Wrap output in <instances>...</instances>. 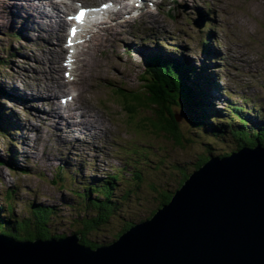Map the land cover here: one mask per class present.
<instances>
[{
	"label": "rangeland",
	"instance_id": "rangeland-1",
	"mask_svg": "<svg viewBox=\"0 0 264 264\" xmlns=\"http://www.w3.org/2000/svg\"><path fill=\"white\" fill-rule=\"evenodd\" d=\"M9 1L0 0V58L8 60L6 64L0 65V86L11 93L5 95L0 89V112L9 116L14 123L13 134L5 136L0 132L2 222L11 220L12 223H23L29 220L34 224L35 211L42 208L50 213L45 226L48 234L63 237L78 232L82 228V220L90 219L95 212L92 208L88 210V202L82 199L84 189L77 186L101 184L106 175L123 168L125 180L121 188L115 191L114 201H111L114 209H117L115 199L121 200L119 210L112 214L113 217L107 224L89 235L96 244H108L118 237L124 226L148 218L153 213L152 210L157 208L161 199L150 192L151 184L155 182L158 190L163 193L175 191L179 188V182L183 181V174L189 176L197 164L211 153L214 156H225L237 150L238 146L231 140L234 138L232 134L229 133L224 141L213 136L211 129L219 126L223 120L231 122L230 128L240 126L232 121L233 111H230L234 107L233 103L245 105L244 100L243 103L237 102L240 98L238 95L250 97L247 103L250 105L251 118H254L243 128H252L259 120L264 122V0H158L145 5L141 21L137 20L139 25L151 27L157 22L160 27H153L151 30L147 28L141 32H149L148 35L157 38L163 45L164 53H169L175 42L178 48L176 56H184L185 62L187 58L194 66H200L199 69L204 65L206 70L210 69L207 72L203 68L202 74L197 72L196 76L192 73L193 82L207 95L209 93L205 102V94L200 98L199 104L207 106L206 111L202 112L205 117L202 128L196 129L191 125L194 113L189 114L182 99H178L177 106L170 109L179 123L180 140L176 141L158 132L151 124L150 128L145 127L144 120L155 118L152 109L143 106L131 112L125 109V103L117 92L118 89L144 90V81L138 75H145L144 57L156 50L148 51V48H155L154 41L157 40L149 39L142 44L139 32L136 31H131L130 34L127 32V36V26L130 30L137 21L133 24L124 21L118 28L119 19H116L117 22L114 19L116 29L113 30H102L104 24L101 21L106 20L105 18L90 25L96 28L97 33L88 34L93 36L89 44L96 48L94 57L105 68L89 78L95 79L97 83L93 101L89 100L88 93L82 91V95L85 102L95 107V114L114 129L113 139L111 138L114 149L111 150L109 146L108 129L102 124L101 130L104 132L97 134L104 139L99 140L95 152L90 151L91 147L84 143L75 145L69 140L55 138L52 130L41 132L45 127L42 114L46 98L41 104H37L36 98L31 99L29 104L21 101L24 84L34 81L39 67L47 62L43 54L48 47L41 36L32 35L30 30H23L24 34L20 38L11 36L10 10L4 4L10 3ZM74 4L77 7L72 13H76L81 6L87 7L86 0H76ZM209 22L212 23L210 27L215 36L211 47L217 53L213 57H207L200 42L202 32ZM22 28L24 27L18 24L15 29ZM116 30L121 34L119 32L120 35H117ZM123 30L127 37L122 35ZM126 38H130L131 43ZM36 47L41 49L38 53L33 52ZM207 73L215 77L220 90L226 88V92L229 90L235 95L227 96L219 91V97L216 92L215 97L212 92L214 98L210 100L211 87L209 84L207 88L208 83L204 79ZM190 83L186 84L185 81L188 87ZM87 85L83 84L82 90ZM254 102L256 104L251 108ZM209 114L211 118H207ZM32 122L40 124V129L37 125L30 126ZM241 130L244 129L237 131ZM38 131L43 134V139L35 141ZM80 134L86 135L82 131ZM88 137L92 138L90 135ZM105 143H108L107 146H104ZM37 159L41 161L39 165L34 163ZM25 166H31L28 173L24 172ZM59 167H63L66 174L75 176L77 181L66 179L53 182L55 170ZM42 172L45 178L40 177ZM57 178H60L59 175ZM105 197L107 195L98 191L91 195L90 201L100 204L105 201ZM11 202L12 213L9 210Z\"/></svg>",
	"mask_w": 264,
	"mask_h": 264
},
{
	"label": "water",
	"instance_id": "water-1",
	"mask_svg": "<svg viewBox=\"0 0 264 264\" xmlns=\"http://www.w3.org/2000/svg\"><path fill=\"white\" fill-rule=\"evenodd\" d=\"M239 147L210 155L151 218L109 244L0 233V264H264V146Z\"/></svg>",
	"mask_w": 264,
	"mask_h": 264
},
{
	"label": "bare ground",
	"instance_id": "bare-ground-1",
	"mask_svg": "<svg viewBox=\"0 0 264 264\" xmlns=\"http://www.w3.org/2000/svg\"><path fill=\"white\" fill-rule=\"evenodd\" d=\"M9 2L8 4L4 3L10 10L11 19L9 21L11 23L9 24V28L15 29L18 24H21L24 28H22V30L17 29L19 32L22 31L24 34L23 30H30L32 35L41 36L48 47L47 51L43 54L47 60L46 64L39 67L40 70L34 78V81L24 84V91L21 97V101L24 104L31 103V99L35 98L37 104H41V101L46 98L47 102L42 114V121L45 127L41 132L52 130V134L55 138H60L62 141L69 140L71 144L75 145L85 143L86 146L91 147L90 151L95 152L94 149L98 145L99 140H101L100 134L97 133L104 132V130H101V125L105 124V128L108 129L110 136L109 146L111 150L114 149V145H111V138L114 135L113 127H110L104 119L101 120L100 116L95 114V107L85 102L82 95V91L88 93L90 95L89 100L93 101L95 97L94 88L97 83L95 79L90 80L89 78L93 76L94 73L97 75L101 69L105 68L95 59L94 54L97 53L96 48L89 44L93 36H89L88 34L90 32L94 34L97 33V30H95L96 28L90 25L95 24L97 21L100 22L102 18L106 19L101 21V23L104 24L101 27L102 30L116 29V23L113 21L114 19L115 21L119 19L118 28L122 26V22L124 21H128L131 24L137 20L140 22L142 19L140 18L142 10L145 9V1H128V3L131 4L128 6L125 0H86L87 7L82 8L86 9L88 15L87 21L83 25H80L81 23L77 21L71 24L73 30L77 33L76 37L71 36V28L69 29V22H67L65 18V13L73 11L76 0H10ZM94 6H99L101 12H95L96 8ZM61 7L64 9H61ZM112 13H115V17L112 16ZM69 15L72 16L71 14ZM119 15L122 17L120 18ZM151 26L158 27L160 25L155 22V24ZM127 29L128 31H126L125 34H127V32L130 34L131 29L129 30L128 26ZM83 32L86 34L84 35ZM119 32V30H116L117 35L121 34V32L120 34ZM123 32L124 30L122 31V35L126 36ZM101 34L103 35L102 32ZM64 35L65 37H63ZM66 35L68 37H66ZM213 37L215 38L214 35ZM126 41L131 43L130 38H126ZM40 50L41 49L38 50L36 47L33 52L38 53ZM144 58L146 59V57ZM188 62L186 58V62L183 60L182 66L186 65ZM47 65H49V67ZM106 65H108L107 62ZM77 84H80V86ZM83 84L84 86L86 84L88 85L86 88L83 87L82 90ZM208 86L209 84L207 88ZM210 87V100H213L214 96L212 94L214 93L215 97L217 95L213 90L212 82ZM208 96L209 93L207 98H209ZM59 101H61V103H59ZM237 102L242 103L240 99H237ZM31 125H37L40 129V124L38 125L32 122L30 126ZM65 130H68L69 133ZM80 131L86 135H81ZM41 132L38 131L36 133L35 141L43 139V134ZM89 135L92 136V138L88 137ZM106 144L108 143H105L104 146H107ZM239 148L238 146L237 152ZM40 163L41 161L37 159V164L39 165ZM185 179L179 184V188L184 184L183 182ZM172 192L174 193V191ZM158 208H156L153 214L157 212ZM151 216L149 218H151Z\"/></svg>",
	"mask_w": 264,
	"mask_h": 264
},
{
	"label": "trees",
	"instance_id": "trees-1",
	"mask_svg": "<svg viewBox=\"0 0 264 264\" xmlns=\"http://www.w3.org/2000/svg\"><path fill=\"white\" fill-rule=\"evenodd\" d=\"M210 38L211 36L205 37V39L209 41ZM204 52L207 57H210V54L212 53L206 42H204ZM177 59L183 62L184 57L179 58L178 56H176V54L168 55L158 51L147 54L145 60V75H138L140 76L139 78L144 81V90L140 91L139 89H129V91H122V89H118L117 91L118 95H120L122 101L125 103V109L131 112H135L136 109L139 110L144 106L155 111L154 119L151 120L147 118V121L144 120L145 127L148 126L150 128L151 124L158 132L167 135V137L170 136L174 141H176L177 139L180 140V130L178 126V120L170 109L177 106L178 99L183 100L186 108L189 110L190 115L191 113H194L193 125H198L197 120H200V124H202L204 119V115L202 114V112L206 111V105L199 104L201 103L200 93H197L195 91V89L199 88V86L193 82V75L195 74L196 76L197 70L195 68L197 67L192 65L191 62H188L186 63V65L182 66V62H179ZM6 62L7 60L0 58V64H5ZM185 81L186 84L187 82H191L189 84L190 87H188V85L186 86ZM0 89L1 92L7 93L2 86H0ZM186 108L184 109L187 113ZM235 115V113L232 114L231 119L233 122H235ZM246 124H249V121L242 117L241 123L239 124L240 126L237 125L238 128H230L231 123H229V121L226 123H219V126L214 127L216 134L213 135L218 139L226 141L227 138L222 136H224V134L230 133L234 137L231 138V140L234 141L236 146L244 144L253 146L257 143L264 146V122L262 124L251 126L252 128H243L244 126H246ZM13 128V120H11L9 116L2 115V113L0 112V132L5 136H9L13 134ZM240 128L244 130L237 131ZM212 157L215 156L213 155L210 158ZM207 158L208 157H206V159ZM201 162L198 163L196 167H198ZM25 167L26 170H24V172L28 173L27 170H30L31 168H29V166ZM58 175L60 178H57ZM187 175L188 174L186 173L183 174V180L187 177ZM54 176L55 178L53 182L56 181L55 183L59 181L62 182L66 179H68L69 181L71 180L72 182L77 181L75 176L66 174L63 167H59L58 169H56ZM40 177L45 178L43 172L41 173ZM106 178L107 179L103 180L101 184L82 186L84 188V191H82V199L83 201L86 200L88 202V210H91L92 208L95 212V215L93 217H90V219L88 220H82V228L79 229L78 232L82 235L81 242L92 248H96L99 244H96L95 241L89 237V235L109 222L110 218L113 217L112 214H114V212L116 213L119 210L121 202L120 199H115V201L117 202V209L116 207L114 209L112 205L113 203H111L112 200L114 201L115 196L113 195L115 194V191L121 188L122 183L125 180V177L122 176L121 170H118L117 173H110ZM150 186V192H152L156 196V198L161 199L157 208L170 200L173 192H161L160 190H158V185H156L155 182ZM77 187L82 188L81 185ZM98 191H101L103 194L107 195V197H105V201L100 204H97L96 201H90L91 195ZM153 191H155L156 193H154ZM9 206V210L12 209V202L9 203ZM154 209L152 210L153 213L156 211V209ZM10 213H12V210H10ZM89 216H92V214H89ZM10 217L12 216L10 215ZM49 219V212L43 210L42 208H37L35 211L34 224L29 220L26 222L24 221L23 223L18 221L12 223L11 220L7 219L8 221H0V231L1 233L8 234L16 239H46L51 237V235L47 233L45 227L47 224V220L49 221ZM31 225H33V228L31 227ZM130 226L132 225L127 224L126 226H124L120 234ZM120 234H118L117 236H119Z\"/></svg>",
	"mask_w": 264,
	"mask_h": 264
},
{
	"label": "snow or ice",
	"instance_id": "snow-or-ice-1",
	"mask_svg": "<svg viewBox=\"0 0 264 264\" xmlns=\"http://www.w3.org/2000/svg\"><path fill=\"white\" fill-rule=\"evenodd\" d=\"M83 15H84V12L82 11V12L80 13L79 17H77V18H78V19H79V18H82ZM74 32H75V30H73V34H74Z\"/></svg>",
	"mask_w": 264,
	"mask_h": 264
}]
</instances>
